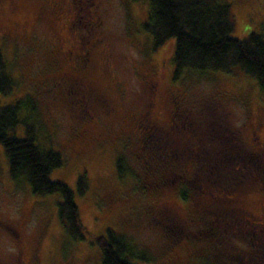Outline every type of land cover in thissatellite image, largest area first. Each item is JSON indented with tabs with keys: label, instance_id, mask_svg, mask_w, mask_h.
Wrapping results in <instances>:
<instances>
[{
	"label": "rangeland",
	"instance_id": "374dc122",
	"mask_svg": "<svg viewBox=\"0 0 264 264\" xmlns=\"http://www.w3.org/2000/svg\"><path fill=\"white\" fill-rule=\"evenodd\" d=\"M223 1L234 21L231 37L264 34V0ZM147 11V0L0 2V54L13 81L9 92L0 93V106L17 105L14 136L31 135L38 146L60 152L63 164L49 179L72 191L86 229L82 240H72L57 216L58 194L35 195L25 182L11 179L0 144V264H19L23 257L28 264H100L95 236L106 230L141 253L132 264H227L231 257L264 264L262 184L243 183L238 191H250L242 192L232 209L240 217L219 218L208 227L191 202L201 198L197 188L184 187L183 198L182 186L162 185L146 168L143 140L150 120L169 131L172 144L181 150L184 142L191 144L195 153L210 147L209 126L222 130L229 144L246 147L254 131L264 165V99L256 79L242 71H183L174 79V39L152 47L142 26ZM88 14L99 20L96 36L103 41L87 78L112 102L109 113L97 103L80 108L81 97L65 74L77 63L59 61L51 52L93 39L82 25ZM119 155L122 174L115 167ZM195 165L185 164L187 175ZM199 225L211 231L208 238L201 237Z\"/></svg>",
	"mask_w": 264,
	"mask_h": 264
},
{
	"label": "trees",
	"instance_id": "16d2710c",
	"mask_svg": "<svg viewBox=\"0 0 264 264\" xmlns=\"http://www.w3.org/2000/svg\"><path fill=\"white\" fill-rule=\"evenodd\" d=\"M147 1V16L142 26L151 35L152 47L156 48L169 38L174 39V79L183 71L226 74L242 71L256 79L264 99V34L250 32L242 40L231 37L234 21L227 2ZM12 85L13 81L0 54V93L9 92ZM18 122L16 104L0 106V144L11 179L25 182L35 195L57 193V216L63 231L72 240H82L86 229L72 191L64 183L49 179L50 172L63 164V157L58 151L38 146L31 135L22 138L14 136L11 131ZM149 128L143 138L148 159L146 168H152L162 185L182 186L180 195L183 198L186 197L184 187L197 188L201 198L191 202L197 210L198 219L207 221L208 227L216 226L215 222L219 218L234 222L240 217L232 209L236 208L235 204L242 192L250 191H238L243 183L254 181L264 187V165L260 153L240 142L229 144L222 130L218 133L216 128L209 126L207 132L212 131L205 139L210 147H203L202 151L195 153L191 144L184 142V149L181 150L171 143L170 138L166 139L169 136L166 128L153 122H150ZM209 153L213 154L211 158ZM190 162H195L196 171L187 175L184 166ZM115 167L119 174L125 172L121 155L116 158ZM83 177L81 175L77 180L79 190L84 187ZM203 225L198 226L201 237L208 238L211 231H207ZM95 243L100 264H132L130 259L142 257L124 237L110 230L95 236ZM231 258L233 261L227 264H241L239 257ZM216 264H220V261Z\"/></svg>",
	"mask_w": 264,
	"mask_h": 264
},
{
	"label": "flooded vegetation",
	"instance_id": "af4514ba",
	"mask_svg": "<svg viewBox=\"0 0 264 264\" xmlns=\"http://www.w3.org/2000/svg\"><path fill=\"white\" fill-rule=\"evenodd\" d=\"M2 1L3 0H0V2ZM7 1L14 2L15 0ZM78 21L80 22L81 20ZM82 25L84 26V30L89 35H92L93 39H84L82 41H77V44L75 43L72 48L67 49L65 52L59 51L57 49L58 47H54L51 52L54 57L61 56V60L59 61L63 60L65 62V60L67 59L66 61L72 65L74 63H77V66L73 65L74 67H69V71H66L65 74H67L66 78H69L71 80L73 86L71 89H73L75 93L81 97L80 108H86L89 104L97 103L103 108L106 107L105 111L109 113L114 109L112 102L106 96H103L101 93H98L95 87L93 86V82L87 78V72L95 68L93 57L95 55V52L98 50L97 48L100 45L101 41H103L100 35L96 36L100 22L93 15L88 14L86 17V22ZM6 34L9 36L13 34V31H8L6 32ZM64 57H66L65 60ZM150 85L155 87V83L152 80ZM173 100L174 98L172 99V101ZM175 110V106L172 105V115L176 114ZM149 122L157 124L153 120H150ZM252 134L253 137L251 138V145L249 146L256 149V146L260 145V142L258 141V137L254 131L252 132ZM172 222H174V224L177 223L175 220ZM22 259V263L19 264H28L25 257H23Z\"/></svg>",
	"mask_w": 264,
	"mask_h": 264
}]
</instances>
